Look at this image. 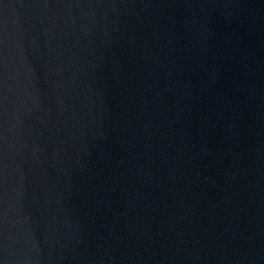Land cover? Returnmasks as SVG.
Masks as SVG:
<instances>
[{
    "label": "water",
    "instance_id": "obj_1",
    "mask_svg": "<svg viewBox=\"0 0 264 264\" xmlns=\"http://www.w3.org/2000/svg\"><path fill=\"white\" fill-rule=\"evenodd\" d=\"M0 264H264V0H0Z\"/></svg>",
    "mask_w": 264,
    "mask_h": 264
}]
</instances>
